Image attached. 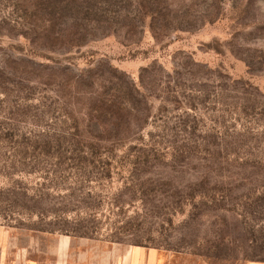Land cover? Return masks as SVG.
Masks as SVG:
<instances>
[{"label": "rangeland", "instance_id": "1", "mask_svg": "<svg viewBox=\"0 0 264 264\" xmlns=\"http://www.w3.org/2000/svg\"><path fill=\"white\" fill-rule=\"evenodd\" d=\"M63 238L264 262V0H0V264Z\"/></svg>", "mask_w": 264, "mask_h": 264}, {"label": "crops", "instance_id": "2", "mask_svg": "<svg viewBox=\"0 0 264 264\" xmlns=\"http://www.w3.org/2000/svg\"><path fill=\"white\" fill-rule=\"evenodd\" d=\"M67 243L68 241L64 238L58 241L56 245V250L54 251V255H53L54 264H63V255L65 254V251L67 250ZM26 261H27V256L26 258L23 259V261L20 260V262H26ZM29 263L33 264L35 262L33 260H30ZM252 264H264V262H254Z\"/></svg>", "mask_w": 264, "mask_h": 264}]
</instances>
